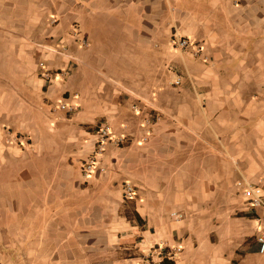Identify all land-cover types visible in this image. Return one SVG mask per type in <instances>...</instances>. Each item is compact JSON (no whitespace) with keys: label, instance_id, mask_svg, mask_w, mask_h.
Segmentation results:
<instances>
[{"label":"crops","instance_id":"0c3cea01","mask_svg":"<svg viewBox=\"0 0 264 264\" xmlns=\"http://www.w3.org/2000/svg\"><path fill=\"white\" fill-rule=\"evenodd\" d=\"M0 52L30 115L80 106L60 138L42 117L31 149L0 142V264H142L161 245L181 249L172 264H264V211L237 185L264 189V0H0ZM82 73L104 79L93 97L73 89ZM133 105L160 117L150 134ZM103 124L127 143L84 176Z\"/></svg>","mask_w":264,"mask_h":264},{"label":"rangeland","instance_id":"374dc122","mask_svg":"<svg viewBox=\"0 0 264 264\" xmlns=\"http://www.w3.org/2000/svg\"><path fill=\"white\" fill-rule=\"evenodd\" d=\"M134 52V51H133ZM1 53V52H0ZM130 53V52H129ZM140 53V52H139ZM168 66V65H167ZM168 74L171 71V66L167 67ZM114 69L119 71V76H124V78L128 79L129 81V73L132 74V69L129 67V60L128 64L125 67L116 66ZM85 70V69H84ZM83 70V71H84ZM141 72V68H139ZM137 71V68L136 70ZM60 72V71H59ZM70 74V73H69ZM113 78L119 79L115 75ZM171 75V74H170ZM81 79V80H80ZM80 79L75 82L73 89L81 93V97L83 98L85 95L91 94L90 96H94L96 94L98 87L102 85L104 79L100 76L94 78H88L84 73L81 74ZM54 83V82H52ZM172 88L177 89L176 85H171ZM72 95V96H71ZM76 97L78 94L73 93H63L62 97L64 99L69 98L70 96ZM62 99V98H61ZM72 99V98H71ZM129 98L124 95L120 96V105L122 110L126 109V113H123L122 116L129 114ZM140 100V99H137ZM35 100L29 97V93L24 92L21 90V85L16 84V81H13L12 76V67L4 66L3 64L0 66V142L3 144L14 145L15 147L22 148L24 150H29L32 148L33 144V131L34 128L37 126L40 127L42 123L40 118H48L49 122V134L50 138H60L63 131L57 130L59 124H67L72 122L71 116H66L65 112L59 111L57 106L60 104L57 100L56 101H49L48 109L43 110V114L45 115H30L29 109L33 107V102ZM140 102V101H139ZM135 104V103H134ZM90 106V105H89ZM14 107L17 108L18 114L14 113ZM24 108V110L22 108ZM46 111L49 116H46ZM128 112V113H127ZM62 114L64 117L61 120L57 116ZM54 117L56 121L54 122L51 117ZM50 117V118H49ZM103 121H98L97 125L101 124ZM57 127H56V125ZM96 125V126H97ZM43 131V130H42ZM97 127L92 129V132H96ZM0 150L3 151V148L0 147ZM247 205V204H246ZM176 207L173 204H166L165 207L162 209L165 215H169L170 211H175Z\"/></svg>","mask_w":264,"mask_h":264},{"label":"built area","instance_id":"2783aa9c","mask_svg":"<svg viewBox=\"0 0 264 264\" xmlns=\"http://www.w3.org/2000/svg\"><path fill=\"white\" fill-rule=\"evenodd\" d=\"M86 44L85 42H83ZM171 45L176 48L180 52L190 51L195 59L201 57L202 47L192 42L190 39L182 36L179 32H173L170 40ZM68 73L61 72V76H67ZM45 78L49 81L52 80V75L47 73ZM181 80L178 79L176 81V85H179ZM77 99V96L75 97ZM79 105L74 101H66L61 102L57 109L59 111L65 112L67 114L73 115L76 114L79 110ZM133 111L137 115L143 114L145 112L146 116L144 118V127L148 128V134L151 133V130L155 123L159 121L160 117L158 115L152 114L151 110H145L141 108L139 105H133ZM129 135L122 134L117 136L115 134L114 129L108 125L103 124L99 127L98 132L96 133V140L94 145V150L92 154L84 161L83 164V173L84 176H89L96 170V166L101 163V158L105 154L107 147L110 145H115L117 147H121L127 143ZM143 142H147V136L144 137ZM238 187L241 190L242 198L248 204L250 210L264 211V189L256 184H253L249 181H240L238 182ZM125 195L128 199H133L135 192L134 188L129 184L125 186ZM179 219L182 218L181 215L178 216ZM258 222L263 225L261 227V232L257 236V242L259 244V251L261 254H264V218H259ZM181 252L180 248L171 249L165 245H161L160 247L154 248L151 250L146 256H144L142 264H168V262L173 261V257Z\"/></svg>","mask_w":264,"mask_h":264},{"label":"trees","instance_id":"16d2710c","mask_svg":"<svg viewBox=\"0 0 264 264\" xmlns=\"http://www.w3.org/2000/svg\"><path fill=\"white\" fill-rule=\"evenodd\" d=\"M168 264H172L171 262H168Z\"/></svg>","mask_w":264,"mask_h":264}]
</instances>
